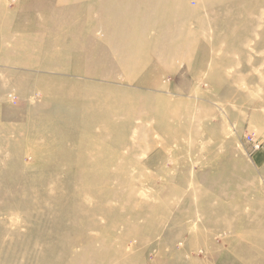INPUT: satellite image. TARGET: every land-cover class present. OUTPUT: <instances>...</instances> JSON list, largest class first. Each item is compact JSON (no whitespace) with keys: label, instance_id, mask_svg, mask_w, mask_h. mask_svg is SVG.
<instances>
[{"label":"rangeland","instance_id":"rangeland-1","mask_svg":"<svg viewBox=\"0 0 264 264\" xmlns=\"http://www.w3.org/2000/svg\"><path fill=\"white\" fill-rule=\"evenodd\" d=\"M51 1L2 0L0 264H264V0H183L179 35H164L165 0H103L89 60L50 40L24 45L76 4ZM82 172L95 178L83 205L71 196ZM74 210L93 223L73 227Z\"/></svg>","mask_w":264,"mask_h":264},{"label":"bare ground","instance_id":"bare-ground-1","mask_svg":"<svg viewBox=\"0 0 264 264\" xmlns=\"http://www.w3.org/2000/svg\"><path fill=\"white\" fill-rule=\"evenodd\" d=\"M68 1H72L75 2V5H68V15L67 16H55V15H48L49 18V22L48 24H39L37 23V31L39 33L38 36H32L30 38H26V41L24 43V45H29L32 43H39L40 41H44V40H50L52 42V44L55 46H59V47H65L66 49H79L82 50V57L89 60L90 57L99 56L101 49L99 48V41H97V39L99 38L97 31L99 30V28L101 27L100 24V17H99V4L101 1L103 0H52L50 3L51 5H56L59 7L60 2L61 3H65ZM128 5L126 8H133V10H137V9H143L146 8L147 10L151 9H156L159 6V3L154 4L152 2H150L149 0H127ZM166 2L163 4L162 6H164L168 12V20L170 21H175L173 23V28L170 29V31H166L164 33L165 34H174V35H179L181 33V29L183 28V24H178L179 22H177V18L180 15H185L188 11L187 9H183L181 12L177 11V8L175 10V7H177L176 5H178L179 3L182 4L183 0H165ZM210 1V0H208ZM214 1L216 0H211L210 2L214 3ZM220 1H224V0H220ZM48 6L47 2H43V5H38V7L36 8V11L38 10H42L44 8H46ZM3 5H2V0H0V21H2V14L1 12H3ZM112 10H108L107 12H105L106 14L110 13L112 14ZM95 13L96 19L90 18V16ZM84 14L85 17H87L86 19L84 18ZM64 15V14H63ZM143 16V15H142ZM6 19V18H5ZM143 21L145 23V25L150 24L151 20L149 18H143ZM216 22V19H215ZM229 25H225V27L227 28V32H232L233 30H239L238 27H236L235 25H231L233 24V22L229 21L228 23ZM58 31V32H55ZM41 36V37H40ZM36 40V41H35ZM97 41V42H96ZM23 43V42H22ZM20 45V44H19ZM89 45H91V47H93L91 50H89ZM166 45L164 44H157V45H152V53L154 58L157 59V57L159 56V54L161 53V51L165 48ZM167 47V46H166ZM94 58V57H93ZM92 59V58H91ZM146 58L145 57H140V56H135L130 65L132 66L133 69H139L142 68L144 66V64L146 63ZM70 70H74V67L71 68ZM73 72V71H72ZM94 75V78L96 79L98 76L100 77V75L103 76V70L100 69L99 72H91V71H85L83 73V76L85 75ZM88 77V76H86ZM90 78V77H89ZM66 92V91H65ZM66 93L71 94V91H68ZM78 97H80V95H78ZM82 99L84 100L83 103L88 102V105H93L94 102L98 101L100 98H97V95H94L95 100L92 101L91 96H86L84 98V96H81ZM93 97V95H92ZM90 99V100H89ZM131 101V104L132 105ZM97 119V118H96ZM101 123V122H100ZM110 127V126H109ZM107 134V133H106ZM68 163V162H67ZM69 163H72V161H70ZM95 165H98L97 163H95ZM78 176L80 177V182L78 183L79 188L81 187V190H79L77 192V190H75L74 192H72V199H76L79 201V204L83 205L85 204V202H87V200L89 199V189H88V185L91 184L93 182L94 175L91 174H87L82 172L81 174H78ZM77 176V177H78ZM121 183L122 182H126V180H123V178H120ZM76 182V181H75ZM77 184V183H76ZM61 185L58 186V188ZM84 188V190H83ZM10 197V196H9ZM5 199H7L5 196L3 197ZM32 198V197H31ZM59 200H61L63 197L56 196V195H51L49 193H45L44 194V199H42L41 201L43 202H48V201H52V202H57ZM9 200V199H7ZM6 200V201H7ZM35 199H33V203H34ZM17 206V204L14 205V208L12 206L13 209H15V207ZM34 206V205H33ZM28 211V210H27ZM38 211V210H37ZM1 212V209H0ZM26 212V211H25ZM31 212V211H30ZM87 214H91L92 211L90 212H86ZM31 214V213H30ZM70 216L74 217L73 221V227L75 226V228H79L81 229L83 227V225H88L89 223L92 224L93 221H84V214L83 213H79L78 211L74 210L70 213H67ZM65 214V215H67ZM81 214L83 216H81ZM67 215V216H69ZM81 218V221H80ZM27 223V222H26ZM4 233V232H3ZM0 234V242L4 243V234ZM13 235V234H12ZM13 238H11L12 240ZM27 245H29L31 243L30 242H26ZM17 244V243H16ZM15 244V246H16ZM15 248V247H14ZM12 249V258H14V260L16 261V256H20L22 259H24L23 253L20 249ZM92 248V246H87L82 248L81 253H85V251L90 250ZM94 249V248H93ZM67 253H69L70 255V251L68 249H66ZM121 252H118V255ZM96 254V252H95ZM40 254L38 253H32L31 254V258L32 259H37L39 258ZM81 255L82 254H75V255H70L72 256V258L74 257V259H71V262H73L74 264H77L78 261L81 259ZM97 255V254H96ZM100 255H102V260H108V255L107 253L103 254V252L100 253ZM41 256V255H40ZM98 256V255H97ZM121 256V255H120ZM100 257V256H98ZM119 256H117L118 259ZM122 258V257H121ZM105 262V261H103Z\"/></svg>","mask_w":264,"mask_h":264},{"label":"built area","instance_id":"built-area-1","mask_svg":"<svg viewBox=\"0 0 264 264\" xmlns=\"http://www.w3.org/2000/svg\"><path fill=\"white\" fill-rule=\"evenodd\" d=\"M247 142L250 144V146H252V148L254 150H257V149L260 148V146L258 145V143H257L256 139L254 138V136H249L247 138Z\"/></svg>","mask_w":264,"mask_h":264},{"label":"crops","instance_id":"crops-1","mask_svg":"<svg viewBox=\"0 0 264 264\" xmlns=\"http://www.w3.org/2000/svg\"><path fill=\"white\" fill-rule=\"evenodd\" d=\"M262 157H263V154H260V155L258 156V159H257V160H261Z\"/></svg>","mask_w":264,"mask_h":264}]
</instances>
